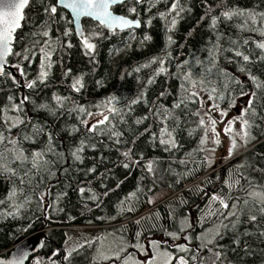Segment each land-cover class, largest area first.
<instances>
[{"label": "trees", "instance_id": "obj_1", "mask_svg": "<svg viewBox=\"0 0 264 264\" xmlns=\"http://www.w3.org/2000/svg\"><path fill=\"white\" fill-rule=\"evenodd\" d=\"M52 2L31 0L12 45L13 53L20 55L8 57V65L17 75L8 70L0 75V131L17 139L18 147L28 155L47 152L49 144L53 148L45 156L53 161L50 171L34 175L31 183H20L23 171L19 162L11 165L17 169L16 176L0 174V200L4 201L0 204V254L36 234L41 246L35 255L47 262L108 264L95 261V238L73 250L68 247L69 234L78 231L74 227H84L82 231H112L129 250L152 241L173 250L188 240V264H199L208 246L197 236L213 227L220 232L209 243L220 254L217 264H264V215L256 212L257 220H249L248 214L255 212V207L243 204L249 191H264V89H256L250 79L255 76L264 82V60L260 59L264 52L256 47L264 37L252 31L264 30L259 19L264 13V0H179L175 11H170L175 0H143L140 4L129 0L113 7V11L138 19V29L111 31L99 28L90 19L82 20L85 35H91L90 42L96 45L91 55H85L80 37L67 22L71 17L66 10L58 9L53 18L59 23L49 21L43 9ZM133 7L136 13H130ZM224 11L255 13L257 22L247 21L246 16L228 20L221 16ZM213 17L217 18L215 27ZM69 29L72 34L63 36ZM41 31H48L49 36H42ZM97 31L103 35H93ZM145 36L150 39L145 40ZM44 40L52 43L47 49L52 53V67L40 82ZM230 40L239 45L234 50L250 56V62H243L234 51H220V47L232 48ZM68 43L72 47H67ZM153 59L164 61L163 74L156 75L161 65L150 63ZM185 77L196 81L197 87L192 88ZM205 78L207 82L203 83ZM76 79L83 85L79 91L72 88ZM31 81L36 84L29 89L26 84ZM182 83L189 91L211 93L216 88L212 100L223 106L234 104L243 96L241 91L257 93L255 115H245L251 124L250 143L217 169L207 161L201 143L199 97L189 98ZM25 96L28 100L21 105L22 110L11 111ZM112 97V106L120 109L115 117L107 111ZM181 98L185 103L174 108ZM81 107L85 113L79 111ZM101 111H107L110 122L100 125L96 132H88L87 113ZM6 116L20 117L25 124L9 133ZM34 127L42 128V133L32 136ZM162 128L172 133L175 147L159 142ZM108 129L121 135L110 136ZM25 135L32 138L25 140ZM82 141L81 160H75L71 153ZM13 187L17 195L9 199ZM213 195L239 197L228 201L240 209L235 229L229 223L235 218L223 221L229 224L225 229L219 215H213L220 207L211 201ZM238 238L239 243H235Z\"/></svg>", "mask_w": 264, "mask_h": 264}, {"label": "snow or ice", "instance_id": "obj_2", "mask_svg": "<svg viewBox=\"0 0 264 264\" xmlns=\"http://www.w3.org/2000/svg\"><path fill=\"white\" fill-rule=\"evenodd\" d=\"M128 0H54V2L48 4L44 7V12L48 15L49 21L59 23L58 20H54L53 18L58 15V9H64L71 13L72 19L68 20L67 22L69 24L74 23L75 24V34L80 37L81 43L83 45V48L85 49V55H91L96 45L94 43H91L90 40L92 39L91 35H85L84 30L81 28V18L82 17H88L96 22H98V26L101 29H108V30H125V29H133L140 27V21L139 20H133L126 18L125 16L121 15H114L113 12L110 10L113 8V6L116 5H123L126 4ZM134 4H140L143 2V0H132ZM31 0H0V75L4 74V66L6 63V58L10 55H20V53H13V49L11 47L13 43V34L16 32L17 29L21 27V21L24 19V10L30 5ZM179 7V0H175V2L172 3L170 11H175ZM130 13H136V8L133 7L129 9ZM179 11H183L182 8L179 9ZM161 15H164L161 13ZM177 15H179V12H177ZM221 16L225 19L231 20L234 16H246L247 21H251V23L255 24L257 22V15L255 13H246L244 11H224L221 13ZM63 18V17H61ZM259 19L262 24H264V13L259 14ZM246 21V22H247ZM173 27L176 24V20L173 19L171 21ZM217 23V18L213 17L212 19V26L215 27ZM47 27V24L44 26ZM252 31H259L260 35L264 37V30L259 29H252ZM37 33H33V35H36ZM42 36L48 37L49 32L48 31H41ZM72 34V30H66L63 32V36H69ZM93 35L96 36H102L103 33L100 31H97ZM145 40L150 39V37L145 36ZM219 39V38H218ZM169 42L171 43V37H169ZM245 44L248 43V40L244 41ZM35 43V42H34ZM229 43L232 45V48L224 49L220 47V51H234V55L236 57H239L243 62L248 63L250 62V56L247 54H243L239 50H234L239 47L236 41H229ZM43 44L46 47H42L40 49L41 53L43 54V59L41 61V71L39 73L38 80L40 82H43L44 79L48 76L49 72L47 69H50L52 67V64L50 62L51 60V51H48L47 49L52 48V43L49 40H44ZM67 47H72L71 43H68L66 45ZM219 47V46H218ZM257 48H259L262 52H264V42H258L256 45ZM27 59V57H25ZM261 60H264V56L260 57ZM159 62L161 67L156 72V75L163 74L166 69L163 67L164 61L157 59H153L150 63H157ZM210 63H213V61H209ZM148 65H144V67H147ZM244 71V69H241ZM136 71H139V68L136 69ZM208 72H211V69L206 70ZM21 75H23V72H21ZM67 75V73H65ZM186 80L191 82L192 88L197 87V82L192 81L190 77H185ZM250 79L252 80L253 84L255 85L256 89H264V82L258 81L257 77L250 76ZM152 80H149V83H152ZM207 80L203 81V83H206ZM238 84L240 83L239 80L236 81ZM36 81H31L26 84V87L31 89L35 86ZM82 83L80 79H76L74 83L72 84V88L76 91H79L82 87ZM181 88L184 90L185 93L188 94L189 98H198V93L196 91H189L186 84H181ZM216 92V88H212V92L209 93L208 98L211 100L213 99L212 93ZM163 95V93H162ZM241 95H248L249 99L247 102V107L244 108L243 112L241 113L240 117L238 119L241 120V130L243 133L242 138L249 137V131L248 129L251 128V124L249 123L248 119H245V115L251 112L253 115H255V100L257 97V93L255 91L251 93H245L241 91ZM222 99V97H220ZM9 100H12V97L10 96L8 98ZM55 99L60 102V97H55ZM28 100V97H24L20 104L13 105L11 108V111L13 112H19L21 111V105L24 104L25 101ZM115 100V97H112L107 102V111L112 114L113 117L120 114V109L113 107V101ZM193 102H196L193 100ZM133 104L137 103L136 100L132 101ZM185 103L184 98H181L179 103H176L173 105L174 108L181 107L182 104ZM44 107V106H41ZM213 107H218V105H213ZM81 113H85L86 110L81 107L79 109ZM210 111V110H209ZM88 115H92V113H87ZM227 113L221 112V116H225ZM110 116L104 115L102 120L97 121L96 124L91 125L90 127H87L86 130L88 132H96L99 129L100 125H105L110 122ZM147 119V117H145ZM164 119H167V116H164ZM210 123L213 126L212 132L215 135V124L216 121L212 120L211 117H209ZM141 121H137V123H140ZM4 123L7 125V131L10 133L13 128H17L20 125L25 124L24 119L20 117H11L6 116L4 119ZM205 121L203 119L200 120V125L203 126ZM232 121L228 122V127L225 128V133H229L232 131ZM43 131L42 128L34 127L32 136H36L41 134ZM108 134L110 136H116L119 137L121 133L115 132L112 129H108ZM147 131V129H146ZM172 133L168 131L166 128L161 129V139L160 143L169 145L170 147H175V141L171 139ZM167 137V139L163 138ZM32 137L29 135H25L24 139L29 140ZM49 141L52 140L51 134L48 136ZM118 142V141H117ZM216 143L219 141L216 140ZM201 143H204V140L201 141ZM8 145H12L11 148L8 147ZM233 147H235V141H233ZM53 148L51 144H49L47 152H52ZM83 151V141L81 142V146L76 148L71 155L74 157L75 160H81L80 153ZM47 152L41 150V151H33L30 155L25 154L24 150L22 148L18 147V140L15 138H11L9 136H6L4 131H0V174H8L9 176H16L17 175V169L12 167L11 165L16 164L19 162V165L21 166V169L23 171V176L20 178V183L24 184L26 181L28 183H31L32 177L37 174H42L46 171H50V166L53 164V161L50 159H45V156L47 155ZM232 149H229V155L231 156ZM127 156L128 153H125ZM124 167H129L128 164H125ZM149 170H151V164L148 165ZM94 170V169H92ZM243 178V177H242ZM236 183H239V180L236 181ZM249 187H252L251 184H249ZM245 190V189H242ZM81 192L84 191V189L80 190ZM17 195V189L13 187L9 193L8 198L12 199L16 197ZM239 200V197H232V196H226L224 198H221L220 196L213 195L211 197V201L213 203L218 202L219 208L216 210V213H213V215L218 214L219 218L221 220L222 226L227 229L229 228V224H224L223 221L228 220L229 217L235 218V222H229L231 224V228L235 229L236 224L239 223V217L237 216L238 209L236 203H232L231 205L228 203L230 200ZM151 202V201H149ZM4 201L0 200V204H3ZM243 204L250 207H255V212H251L248 214V219L251 221L257 220L256 212H259L260 214L264 215V191H249L248 192V198L244 199ZM256 205H259V207H256ZM221 209L226 211H221ZM139 223V222H138ZM139 236V233L137 234ZM170 236H172L174 239H179L178 236H176L175 233H169ZM217 236L220 235L219 230L216 233ZM244 235H247V233H244ZM261 235H264V233H261ZM187 239V238H186ZM210 242V241H209ZM235 243H239V238L234 241ZM153 246L158 247V242L152 241L151 242ZM179 251L187 252L188 249L185 245H177L176 246ZM165 255L168 257V260L170 261L172 259V256L168 253H165ZM219 253H217V258H219ZM195 259V257H193ZM0 264H5L3 260H0ZM11 264V262H9ZM17 264H20V261H17ZM149 264H152L150 261ZM179 264H188V261L184 257L179 258Z\"/></svg>", "mask_w": 264, "mask_h": 264}, {"label": "rangeland", "instance_id": "obj_3", "mask_svg": "<svg viewBox=\"0 0 264 264\" xmlns=\"http://www.w3.org/2000/svg\"><path fill=\"white\" fill-rule=\"evenodd\" d=\"M197 93L200 100V108L198 110L199 119L205 121L202 127L204 140L203 148L206 151V159L209 163H213V165L217 166V164L230 157V148L233 154L236 150L249 144L252 139V133L249 129V137L242 138L241 120L238 119L244 110V106L248 102L249 96L243 95L239 97L234 104L223 106L220 103L214 102L212 99L210 100L207 91H197ZM213 105H218V107H213ZM221 112L227 113V115L221 116ZM106 114L107 111L92 112V115H89L85 120V124L90 127L96 124L97 121L102 120ZM209 117L216 121L214 126L215 135L212 132L213 126L210 123ZM229 121H232V131L225 133V128L228 127ZM216 140L219 142L216 143ZM233 141H235V147H233ZM83 228L84 227H74L75 231H78L69 234L70 239L68 247L70 250H73L81 244L90 242L95 238L97 240V246L94 259L97 262H107L108 264H149L151 261L152 264H179L180 257H184L188 261L185 252L179 251L177 247L172 250L167 247H162L159 244L158 247H156L153 246L151 242H146L144 244H136L129 250V246L112 231H82ZM216 233V228L212 227L197 236L200 241L203 240L208 246L207 252L199 264H217L216 259L218 252L209 245ZM189 242L190 241L187 240L186 243L184 242L181 245L187 246ZM165 253L172 256L170 261ZM193 254V252L190 253L191 256H193ZM47 261V259H43L40 255H33L30 258L29 264H55L53 261Z\"/></svg>", "mask_w": 264, "mask_h": 264}, {"label": "water", "instance_id": "obj_4", "mask_svg": "<svg viewBox=\"0 0 264 264\" xmlns=\"http://www.w3.org/2000/svg\"><path fill=\"white\" fill-rule=\"evenodd\" d=\"M129 1V0H128ZM117 6V5H116ZM115 7V6H113ZM114 15H121V16H125V15H122V14H119V13H116L113 11V8L110 9ZM67 11V10H66ZM72 19V16H71V13L69 11H67ZM126 18H129V19H132L128 16H125ZM90 19L92 21H95L91 18H88V17H82L81 18V21H80V24H81V28H82V20L83 19ZM133 20H138V19H133ZM96 22V21H95ZM22 23V21H21ZM98 23V22H97ZM72 26L75 30V24L72 23ZM139 28V27H138ZM138 28H133V29H138ZM83 29V28H82ZM18 30V29H17ZM16 30V31H17ZM118 30V29H117ZM126 30V29H125ZM112 31V30H111ZM121 31V30H120ZM123 31V30H122ZM16 33V32H15ZM15 33L13 34V42H14V36H15ZM13 45V43H12ZM11 45V47H12ZM9 57V56H8ZM8 57L6 58V63H5V66H4V71L5 70H8L12 73V75L16 76L17 75V72L15 69H13L12 67H10L8 65ZM19 78V83H21V76H18ZM225 164V163H224ZM223 166V163H219L217 164L216 168L217 169L218 167H221ZM212 172V171H210ZM209 172V173H210ZM169 197H166L164 198L163 200L167 199ZM162 200V201H163ZM160 202H157L155 204L152 205V207H155L156 205H158ZM41 246V239L38 235L36 234H31V235H28L27 237L23 238L22 240H20L18 243H16L12 248H10L6 254H0V260H3L5 262V264H9V262H11V264H17V261H20V264H27L29 259L35 254L38 252L39 248Z\"/></svg>", "mask_w": 264, "mask_h": 264}]
</instances>
